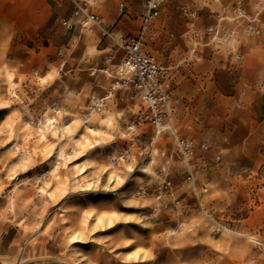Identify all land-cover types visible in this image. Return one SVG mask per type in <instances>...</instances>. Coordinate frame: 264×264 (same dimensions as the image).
Wrapping results in <instances>:
<instances>
[{"label":"rangeland","instance_id":"rangeland-1","mask_svg":"<svg viewBox=\"0 0 264 264\" xmlns=\"http://www.w3.org/2000/svg\"><path fill=\"white\" fill-rule=\"evenodd\" d=\"M214 1L162 0L146 26L183 156L139 96L94 110L85 70L42 74L0 0V264H264V0Z\"/></svg>","mask_w":264,"mask_h":264},{"label":"crops","instance_id":"crops-1","mask_svg":"<svg viewBox=\"0 0 264 264\" xmlns=\"http://www.w3.org/2000/svg\"><path fill=\"white\" fill-rule=\"evenodd\" d=\"M85 1L100 15L99 25L80 27L72 14V0H5L13 6L11 23L15 36L25 41L28 50H31L29 40H38L33 51L42 74L83 69L85 96H133L121 84L122 75L117 69L123 51L115 40L139 29L146 0ZM261 49L264 52V47ZM260 69L258 79L264 83V62ZM129 110V105L122 101L117 113L128 114ZM252 132L251 128L245 137L250 142Z\"/></svg>","mask_w":264,"mask_h":264},{"label":"built area","instance_id":"built-area-1","mask_svg":"<svg viewBox=\"0 0 264 264\" xmlns=\"http://www.w3.org/2000/svg\"><path fill=\"white\" fill-rule=\"evenodd\" d=\"M74 4V15L80 17L82 25L97 20V16L88 11L79 0H72ZM162 0H147V10L144 14L142 26L135 37H126L118 40V45L123 51V57L119 64L118 73L122 75L121 84L139 96L145 108L136 113L137 123L149 121L152 123L154 138L162 131L169 130L173 133V150L183 156L194 153L196 143L193 139L180 137L174 132L172 126V103L177 101L165 88V79L173 68L171 63H166L144 50L146 37L148 36L146 26L149 18L157 13V3ZM185 12L193 15L191 12ZM153 39V35L148 36ZM115 87V85H114ZM108 96V95H106ZM106 97L93 98L92 109L100 110L104 106ZM201 147H206L201 144Z\"/></svg>","mask_w":264,"mask_h":264}]
</instances>
